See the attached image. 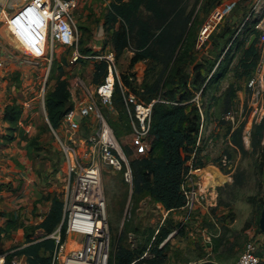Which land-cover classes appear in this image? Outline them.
<instances>
[{
    "label": "rangeland",
    "instance_id": "374dc122",
    "mask_svg": "<svg viewBox=\"0 0 264 264\" xmlns=\"http://www.w3.org/2000/svg\"><path fill=\"white\" fill-rule=\"evenodd\" d=\"M0 1L10 11V14H3L9 23L5 25V33L12 34L9 42L21 45L24 50H21L24 55L22 61L30 59L33 60L31 64L45 67L46 92L54 87L58 77H63L69 83L71 102L75 105L79 98L85 96V87L95 89L102 82L93 80L96 58L85 55H95L106 50L107 44L112 41L113 29L104 24L111 0H76L73 14L78 31L77 41L69 46L59 41L52 42L48 16L44 9L39 11L29 3L17 14L20 5H16L15 0ZM207 1L182 0L186 12L194 9L199 20L205 19L218 1L229 0H212L210 4ZM234 1H237V6L223 19L210 38L198 46V51L207 53L201 61L207 60V68L214 70L213 75H210L214 80L203 93V134L199 144L202 148L199 158L204 162L201 181L204 188L210 190L193 207H184L171 213L169 218L177 229L170 234L168 259L164 264H234L248 240L264 242V233L259 230V209L264 199V132L259 142L258 136H254L255 126L259 122L249 123L246 118L244 123L237 125L239 116H236L235 122L223 118L226 110L239 106L241 100H236L237 89L245 87L254 69L253 65H246L254 64L257 60L256 54L248 52L250 46L236 37L237 29L250 10L253 0ZM29 7L31 8L28 9ZM11 14L16 18H12ZM148 15V11L142 12L145 19L149 18ZM230 30L233 32L229 33ZM99 41H102L103 46L92 52L94 48L90 45H98ZM82 48L86 53L82 52ZM75 51L84 56L72 62ZM133 55V45L116 55L119 76L116 78V86L119 83L121 87L126 114L122 112V104L116 102L118 94L114 95L112 107L100 104L103 116L113 130L117 149L128 163L131 157L148 152L150 138L147 134L136 139L135 120L130 116L125 94L127 91L132 92L141 102L151 94L155 95L156 91L153 89L159 79L157 70L160 69L156 61L151 59L132 64ZM220 59V63L216 64ZM124 75L129 78L130 90L125 89ZM13 80L16 81H11L12 84H20V73ZM36 90L39 91V88ZM196 95L202 96L200 92ZM211 106H219L220 112L212 114L209 111L207 114L206 111ZM100 127L98 119L87 117L83 119L79 129L72 131L64 120L59 128L53 127L49 134L45 128L47 136L42 143L33 138L31 144L37 150L35 158L38 155L46 158V165H43L47 175L46 186L50 184L47 189H52L46 190L44 196L57 193L64 201L66 194L72 192L75 177L74 173H69V164H88L94 157L98 158ZM212 169L221 172L214 185L209 181L214 178L210 173ZM184 185L186 188L192 187L189 177H186ZM102 186L107 200L110 229L109 255L111 256L114 240L119 239L131 249L146 245L149 235L158 232L168 211L149 195L134 193L121 172L105 163ZM42 205L44 206V202Z\"/></svg>",
    "mask_w": 264,
    "mask_h": 264
},
{
    "label": "trees",
    "instance_id": "16d2710c",
    "mask_svg": "<svg viewBox=\"0 0 264 264\" xmlns=\"http://www.w3.org/2000/svg\"><path fill=\"white\" fill-rule=\"evenodd\" d=\"M211 2L212 0H208L207 4ZM144 10L149 12L150 19L142 16ZM196 17L194 9L186 12V6L182 0L110 1L105 25L113 29L112 44L116 55L133 45L132 64L143 59H151L156 61L160 68L157 70L159 79L153 89L156 94H151L142 101L153 102L149 129L150 147L145 155L131 157L129 164L133 172L134 193L149 195L168 211V216L158 232L152 233L147 238L148 242L151 241L149 246L146 242V245L138 249H131L123 245L119 239L114 240L110 264H164L166 262L172 236L170 234L177 229L172 225L169 217L174 210L184 209L187 203L183 187L192 160L194 159L193 166L204 165L199 158L202 148L199 146L196 149L202 116L195 97L200 90L202 96L200 95L199 99L203 104L201 98L212 81H205L200 63L193 67L198 72L194 81L190 79L188 70L197 43L198 29L205 20H199ZM231 32L233 30L229 31ZM253 32L258 34L255 30ZM254 45L255 42L250 45L248 52L256 54L257 57ZM82 52L86 53V50L82 48ZM95 61L93 80L94 82L103 81L108 72L107 62L97 59ZM255 64L256 61L246 66L254 67ZM123 77L125 89L130 90L128 76ZM116 94L119 95L116 102L122 104V112L126 114L119 83L115 88L114 95ZM45 102L51 125L59 128L64 121L65 113L73 106L69 83L65 78H57L54 87L46 92ZM21 114V105L13 102L6 106L3 117L4 120L15 125ZM263 132L264 118L255 126L254 136H258L259 142ZM45 198L51 200L49 212L38 224L26 227L27 244L10 253L7 264H12L14 255H24L28 264H51L56 242L49 235L62 222L64 202L57 193H50ZM263 206L264 199L260 204L259 214ZM12 223L13 220H10L5 228L0 229V237L3 232L8 233ZM37 228L44 230L41 239L33 236ZM62 230L65 235V225ZM145 252L147 255L143 256ZM258 252L264 264V242L261 243Z\"/></svg>",
    "mask_w": 264,
    "mask_h": 264
},
{
    "label": "built area",
    "instance_id": "2783aa9c",
    "mask_svg": "<svg viewBox=\"0 0 264 264\" xmlns=\"http://www.w3.org/2000/svg\"><path fill=\"white\" fill-rule=\"evenodd\" d=\"M30 3V4H29ZM35 6L39 11L44 9L48 16V30L52 42L59 41L63 45H73L77 41V26L73 9L76 0H31L27 3ZM237 1L229 0L217 3L208 13L202 23L197 44H204L214 31L219 27L223 19L235 8ZM25 7V8H26ZM29 7L28 9H30ZM257 31L255 45L257 48V60L252 74L247 79L245 94L239 106L231 107L225 111L223 118L235 122L239 116L237 125L244 123L261 122L264 118V0H253L245 18L239 25L236 37L249 44L252 34ZM82 55L79 51L73 52L72 62ZM97 60L107 62L108 72L104 80L95 89L85 87V96L79 98L64 115L70 130H77L81 127L83 119L95 117L101 122L99 131V155L94 157L88 164L70 163L69 173H74L75 183L72 192L67 193L64 202V215L61 224L49 236L53 237L56 247L52 253L51 264H109L110 259V229L107 216V200L102 186L103 164L121 172L124 181L133 190V172L130 164L126 161L121 151L115 144L113 130L103 116L100 104L112 107L114 104L113 95L116 88L118 67L116 52L108 49L90 55ZM85 57H89L85 55ZM6 68V61L0 58V79ZM202 119H204L203 104L196 95ZM126 104L130 107L129 113L135 120L136 139L149 135L150 120L153 102L138 101L132 92L125 94ZM239 114V115H238ZM201 126L196 143L199 147L203 134ZM94 140V139H93ZM66 147L65 149H68ZM195 152L193 153V158ZM194 160V159H193ZM187 174L192 182V187H183L187 197L185 207H193L196 202L205 198L210 190L204 188L202 179V166H193ZM65 225V235L62 227ZM263 242L250 239L239 259L234 264H262V257L259 255L260 246ZM19 247H12L0 251V264H7V258ZM12 264H28L24 255H14Z\"/></svg>",
    "mask_w": 264,
    "mask_h": 264
},
{
    "label": "crops",
    "instance_id": "0c3cea01",
    "mask_svg": "<svg viewBox=\"0 0 264 264\" xmlns=\"http://www.w3.org/2000/svg\"><path fill=\"white\" fill-rule=\"evenodd\" d=\"M29 1L31 0L14 1L17 3L16 5H20L17 14L26 7ZM8 10L9 7L0 1V58L6 61V68L0 79V229L5 228L10 220H13V223L8 233L4 234L3 232L0 237V251L15 246L23 247L27 244L26 227L38 224L47 215L51 207V200H47L44 194L46 190H52L51 188L47 189L50 184L46 186L45 177L47 175L43 168V165H46V158L39 155L35 158L37 150L31 144L33 138L41 143L45 141L44 137L47 136V131L44 132L45 128L48 130V134L53 129L45 102L46 69L43 65L31 64L33 60L22 61L24 50L21 49V45L9 42L12 34L5 33V25H9V23L7 22L8 18L6 20L3 16L4 12L10 14ZM11 17L16 18L13 14ZM90 46L94 48L92 51L94 52L100 49L103 43L99 41L98 45L94 43ZM198 46L200 45L196 43L190 61L191 65L188 70L190 79L194 81L198 72L193 67L200 63L203 76L206 78L204 80L213 81L214 79L210 75L214 70L211 68L210 72L207 69V60L201 61L207 53L198 51ZM106 47V50L114 49L112 41ZM220 61L221 59L216 64H219ZM17 73H20L22 82L17 85L12 84L11 81H16L13 79ZM37 87L39 91L36 90ZM244 94L245 87L237 89L236 99H242ZM201 100L204 104V97ZM13 102L22 107L21 117L15 125L4 120L3 117L6 106ZM209 111L212 114H217L220 112V108L211 106L206 113L209 114ZM42 202H44V206ZM43 235L44 230L37 228L33 236L41 239Z\"/></svg>",
    "mask_w": 264,
    "mask_h": 264
},
{
    "label": "water",
    "instance_id": "95a60500",
    "mask_svg": "<svg viewBox=\"0 0 264 264\" xmlns=\"http://www.w3.org/2000/svg\"><path fill=\"white\" fill-rule=\"evenodd\" d=\"M256 36H257L256 33L252 34L250 41H249V46L254 43ZM259 226H260L261 231L264 233V206H263L261 214H260Z\"/></svg>",
    "mask_w": 264,
    "mask_h": 264
},
{
    "label": "bare ground",
    "instance_id": "6f19581e",
    "mask_svg": "<svg viewBox=\"0 0 264 264\" xmlns=\"http://www.w3.org/2000/svg\"><path fill=\"white\" fill-rule=\"evenodd\" d=\"M210 173L214 175V178L209 179V181L214 185L217 182L218 178L221 176V172L219 170L212 169Z\"/></svg>",
    "mask_w": 264,
    "mask_h": 264
}]
</instances>
